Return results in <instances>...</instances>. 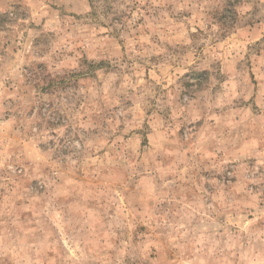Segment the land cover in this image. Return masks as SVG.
Instances as JSON below:
<instances>
[{"label":"rangeland","instance_id":"obj_1","mask_svg":"<svg viewBox=\"0 0 264 264\" xmlns=\"http://www.w3.org/2000/svg\"><path fill=\"white\" fill-rule=\"evenodd\" d=\"M0 264H264V0H0Z\"/></svg>","mask_w":264,"mask_h":264},{"label":"trees","instance_id":"obj_2","mask_svg":"<svg viewBox=\"0 0 264 264\" xmlns=\"http://www.w3.org/2000/svg\"><path fill=\"white\" fill-rule=\"evenodd\" d=\"M230 5V4H229ZM50 76L47 77H41L39 80H36V86H39L43 92H50L51 90L59 87L58 85L61 84H67L66 82L67 79H61V80H56L53 78H49Z\"/></svg>","mask_w":264,"mask_h":264}]
</instances>
